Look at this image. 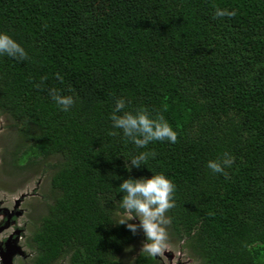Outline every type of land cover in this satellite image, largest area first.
Instances as JSON below:
<instances>
[{
  "label": "trees",
  "instance_id": "trees-1",
  "mask_svg": "<svg viewBox=\"0 0 264 264\" xmlns=\"http://www.w3.org/2000/svg\"><path fill=\"white\" fill-rule=\"evenodd\" d=\"M0 32L29 56L0 55V115L16 138L9 167L46 180L35 264H159L126 257L136 235L119 224L118 187L161 172L176 187L169 239L196 264H264V0H0ZM121 97L163 115L177 142L110 136ZM140 151L156 156L126 171ZM225 152L235 163L213 173Z\"/></svg>",
  "mask_w": 264,
  "mask_h": 264
},
{
  "label": "clouds",
  "instance_id": "clouds-1",
  "mask_svg": "<svg viewBox=\"0 0 264 264\" xmlns=\"http://www.w3.org/2000/svg\"><path fill=\"white\" fill-rule=\"evenodd\" d=\"M235 16V10L217 8L214 18ZM0 55H6L18 61L29 59L24 47L5 32H0ZM46 79L47 77L41 78L42 81ZM56 79L63 82V77L59 73L56 74ZM49 95L65 112L69 111L76 102L73 95H62L56 88L49 89ZM125 109V98H116L109 116L112 129H114L108 133L110 136L122 133L123 138L133 143L138 149L147 148L154 141H167L171 144L177 142L178 133L173 130L163 115L157 114L153 118L144 107L134 111ZM155 156L154 151H140L132 155L125 163L126 171L131 172L132 168L139 169ZM234 163L235 157L225 152L220 158L209 160L206 166L213 173L227 176L226 169L231 168ZM118 189L120 193H123L119 203L126 213V218L122 219L119 224L125 225L133 235L142 230L145 239L141 251L150 257L162 256L169 248L168 226L171 224V218L167 213L176 206L175 184L161 172L152 174L151 178L133 179L129 177L120 183ZM132 220H138L139 223H128Z\"/></svg>",
  "mask_w": 264,
  "mask_h": 264
},
{
  "label": "flooded vegetation",
  "instance_id": "flooded-vegetation-1",
  "mask_svg": "<svg viewBox=\"0 0 264 264\" xmlns=\"http://www.w3.org/2000/svg\"><path fill=\"white\" fill-rule=\"evenodd\" d=\"M5 176L3 178L8 177ZM23 185L20 184L10 191L0 188V264H35L36 261L29 238L44 212V205L39 195L36 199L38 206L31 203V196L26 193L15 195L17 189ZM155 259L159 264H182L179 257L174 263H171V259ZM56 262L50 264H58ZM59 264L64 263L60 260Z\"/></svg>",
  "mask_w": 264,
  "mask_h": 264
},
{
  "label": "rangeland",
  "instance_id": "rangeland-1",
  "mask_svg": "<svg viewBox=\"0 0 264 264\" xmlns=\"http://www.w3.org/2000/svg\"><path fill=\"white\" fill-rule=\"evenodd\" d=\"M10 125L11 122L5 116L0 115V188H4L10 191L16 186L24 184L23 187L17 189L15 195L26 193L27 195L31 196V203L38 206V204L36 203V199L38 198V195L40 198H42L41 194L45 192L44 188L46 189V180L44 178H37L38 176H36L35 174L36 169H34L35 171L32 170L33 172L29 170L18 171L17 169L15 170L9 167L8 162L16 140L15 134L13 132L14 130L10 127ZM13 172L17 173L12 175ZM5 175L8 177H6ZM4 176L6 178H3ZM18 179H21V181H18ZM125 218L126 214L121 216L120 219L122 220ZM128 223L138 224L139 221L132 220L128 221ZM144 239L145 237L142 230H139L136 234L134 242L130 245L127 251V258H132L136 251L141 250ZM178 257L181 259L180 261L182 262V264H196L194 260H191V258L181 249L180 243L175 242L172 238L169 239L168 250L162 256H157L158 259H161L163 261H165V259H171V263H174V261Z\"/></svg>",
  "mask_w": 264,
  "mask_h": 264
}]
</instances>
